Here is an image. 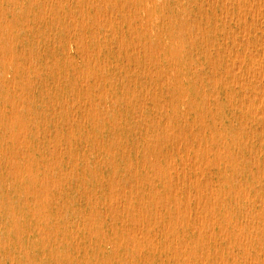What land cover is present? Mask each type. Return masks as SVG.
I'll use <instances>...</instances> for the list:
<instances>
[{
  "label": "rangeland",
  "instance_id": "1",
  "mask_svg": "<svg viewBox=\"0 0 264 264\" xmlns=\"http://www.w3.org/2000/svg\"><path fill=\"white\" fill-rule=\"evenodd\" d=\"M0 48V264H264V0H0Z\"/></svg>",
  "mask_w": 264,
  "mask_h": 264
},
{
  "label": "bare ground",
  "instance_id": "2",
  "mask_svg": "<svg viewBox=\"0 0 264 264\" xmlns=\"http://www.w3.org/2000/svg\"><path fill=\"white\" fill-rule=\"evenodd\" d=\"M161 2V1H160ZM238 2V1H237ZM123 4V3H122ZM148 4V3H147ZM245 4V3H244ZM124 5V4H123ZM128 5V4H127ZM238 5V4H237ZM207 6H209V5H207ZM47 8V7H46ZM105 8V7H104ZM216 8V7H215ZM250 8V7H249ZM253 8V7H252ZM44 10V9H43ZM207 10V9H206ZM221 11H223V10H221ZM230 11V10H229ZM224 12V11H223ZM228 12V11H227ZM97 13V12H96ZM104 14H105V12H103ZM102 13V14H103ZM129 13H130V11H129ZM246 13V12H245ZM174 14V13H173ZM223 14V13H222ZM228 14V13H227ZM230 14V13H229ZM183 15V14H182ZM2 16V15H1ZM230 16V15H229ZM3 17V16H2ZM98 17V16H97ZM222 18V17H221ZM239 18V17H238ZM2 19V18H1ZM3 19H5V18H3ZM231 19V18H230ZM11 20V19H10ZM160 20V19H159ZM247 20V19H246ZM99 21V20H98ZM222 21V20H221ZM123 24V23H122ZM9 25V24H8ZM141 25V24H140ZM225 25V24H224ZM229 25V24H228ZM129 26V25H128ZM139 27V26H138ZM141 28H144V27H141ZM212 28V27H211ZM5 30V29H4ZM135 30H136V28H135ZM247 30V29H246ZM7 32V31H6ZM153 33V32H152ZM170 33V32H169ZM10 34V33H9ZM124 35V34H123ZM105 39V38H104ZM248 39V38H247ZM132 40V39H131ZM245 40V39H244ZM20 41V40H19ZM150 42V41H149ZM237 42V41H236ZM246 42V41H245ZM248 42V41H247ZM137 43V42H136ZM182 43V42H181ZM233 43V42H232ZM238 43V42H237ZM234 44V43H233ZM241 44V43H240ZM226 45V44H225ZM87 47V46H86ZM195 47V46H194ZM106 48V47H105ZM124 48V47H123ZM1 49V48H0ZM226 49V48H225ZM72 51V50H71ZM193 51H195V50H193ZM215 51V50H214ZM92 53V52H91ZM200 53V52H199ZM87 54V53H86ZM209 54V53H208ZM230 54V53H229ZM249 54V53H248ZM119 55V54H118ZM122 56V55H121ZM205 57V56H204ZM11 58V57H10ZM237 58V57H236ZM239 58V57H238ZM10 60V59H9ZM233 60V59H232ZM7 61V60H6ZM171 61V60H170ZM254 61H256V60H254ZM193 62V61H192ZM231 62H233V61H231ZM107 63V62H106ZM160 63V62H159ZM248 63V62H247ZM252 63V62H251ZM171 64V63H170ZM219 64V63H218ZM77 65H78V63H77ZM231 66H232V64H230ZM234 65V64H233ZM237 65V64H236ZM241 65V64H240ZM169 66V65H168ZM26 67V66H25ZM244 67H247V66H244ZM174 68V67H173ZM173 68H172V71H173ZM176 68V67H175ZM235 68V67H234ZM233 68V69H234ZM248 68V67H247ZM120 69V68H119ZM144 68H142V70H143ZM232 69V70H233ZM106 70V69H105ZM145 71V70H144ZM230 71V70H229ZM235 71V70H234ZM241 71V70H240ZM175 72V71H174ZM237 72V71H236ZM252 72V71H251ZM28 74V73H27ZM175 74V73H174ZM249 74V73H248ZM103 75V74H102ZM176 76V75H175ZM14 77V76H13ZM200 77V76H199ZM243 77V76H242ZM27 78V77H26ZM176 78V77H175ZM254 78V77H253ZM5 79V78H4ZM91 79V78H90ZM104 79V78H103ZM177 79V78H176ZM88 80V79H87ZM117 80V79H116ZM121 80V79H120ZM218 80V79H217ZM221 80V79H220ZM7 81V80H6ZM9 81V80H8ZM40 81V80H39ZM248 81V80H247ZM13 82V81H12ZM57 82H58V80H57ZM116 82V81H115ZM176 82H178V81H176ZM224 82V81H223ZM227 82V81H226ZM245 82V81H244ZM243 82V83H244ZM237 83V82H236ZM121 84V83H120ZM174 84V83H173ZM232 84V83H231ZM241 84V83H240ZM10 85V84H9ZM202 86H203V84H202ZM223 86H224V84H223ZM229 86V85H228ZM228 88V87H227ZM230 88V87H229ZM250 88V87H249ZM13 89V88H12ZM204 89V88H203ZM216 89V88H215ZM249 90V89H248ZM261 90V89H260ZM24 92V91H23ZM79 92V91H78ZM205 92V91H204ZM226 92V91H225ZM131 93H133V92H131ZM218 93V92H217ZM230 93V92H229ZM211 94V93H210ZM217 95V94H216ZM148 96V95H147ZM234 96V95H233ZM98 97V96H97ZM106 97V96H105ZM152 97V96H151ZM220 97V96H219ZM229 97V96H228ZM243 97H244V95H243ZM253 97V96H252ZM148 98V97H147ZM183 98V97H182ZM236 98V97H235ZM260 98V97H259ZM233 99V98H232ZM261 99V98H260ZM262 100V99H261ZM203 101V100H202ZM207 101V100H206ZM209 101V100H208ZM217 101V100H216ZM193 102V101H192ZM154 103H156V102H154ZM235 103V102H234ZM244 103V102H243ZM90 105V104H89ZM238 105V104H237ZM262 106H263V104H262ZM163 107V106H162ZM48 108V107H47ZM264 108V107H263ZM168 109V108H167ZM118 110V109H117ZM142 110V109H141ZM71 111H72V109H71ZM219 111V110H218ZM259 112V111H258ZM218 113V112H217ZM12 114V113H11ZM137 114V113H136ZM251 114V113H250ZM257 114V113H256ZM202 115V114H201ZM212 115V114H211ZM240 115V114H239ZM83 116V115H82ZM103 116V115H102ZM264 116V115H263ZM162 117V116H161ZM204 119V118H203ZM240 119V118H239ZM240 122V121H239ZM161 127V126H160ZM146 128V127H145ZM164 128V127H163ZM264 128V127H263ZM262 128V129H263ZM94 129V128H93ZM161 129V128H160ZM190 129V128H189ZM241 129V128H240ZM245 130V129H244ZM255 130H256V128H255ZM18 131V130H17ZM16 131V132H17ZM20 131V130H19ZM87 131V130H86ZM190 131V130H189ZM192 131V130H191ZM13 132V131H12ZM171 132V131H170ZM38 133V132H37ZM49 134V133H48ZM118 135H120V134H118ZM242 136V135H241ZM248 137V136H247ZM121 138V137H120ZM59 139V138H58ZM80 139V138H79ZM22 140V139H21ZM153 141V140H152ZM248 141V140H247ZM227 142V141H226ZM262 142V141H261ZM25 143V142H24ZM28 143H30V142H28ZM69 143V142H68ZM20 146V145H19ZM137 147V146H136ZM177 147H180V146H177ZM86 148V147H85ZM201 148V147H200ZM206 148V147H205ZM222 148H223V146H222ZM237 148V147H236ZM206 150V149H205ZM40 152V151H39ZM251 152V151H250ZM264 152V151H263ZM217 153H219V152H217ZM225 153V152H224ZM53 154V153H52ZM187 154V153H186ZM234 154H236V153H234ZM182 155V154H181ZM181 155H179V156H181ZM264 155V154H263ZM22 156V155H21ZM24 156V155H23ZM41 156V155H40ZM207 156V155H206ZM168 157H170V156H168ZM182 157V156H181ZM186 157H187V155H186ZM29 158V157H28ZM159 158V157H158ZM162 158V157H161ZM189 158V157H188ZM231 158V157H230ZM208 159H209V157H208ZM12 160V159H11ZM114 160V159H113ZM182 160V159H181ZM186 160H187V158H186ZM30 161V160H29ZM78 161V160H77ZM116 161V160H115ZM183 161V160H182ZM193 161V160H192ZM214 161V160H213ZM218 161V160H217ZM229 161V160H228ZM53 162V161H52ZM68 162V161H67ZM71 162V161H70ZM113 162V161H112ZM184 162V161H183ZM187 162V161H186ZM72 163V162H71ZM70 163V164H71ZM189 163V162H188ZM217 163V162H216ZM253 163V162H252ZM58 164V163H57ZM152 164V163H151ZM183 164V163H182ZM185 164V163H184ZM193 164V163H192ZM194 165V164H193ZM197 165V164H196ZM182 166V165H181ZM220 166V165H219ZM113 167V166H112ZM185 167V166H184ZM196 167V166H195ZM199 167V166H198ZM144 168V167H143ZM182 168V167H181ZM88 169V168H87ZM190 169V168H189ZM176 170V169H175ZM195 170V169H194ZM257 171H258V169H257ZM114 172V171H113ZM158 172V171H157ZM176 172H178V171H176ZM209 172H211V171H209ZM240 172V171H239ZM175 173V172H174ZM165 174V173H164ZM170 175H171V173H169ZM211 174V173H210ZM230 174V173H229ZM169 175V176H170ZM212 175V174H211ZM176 176V178H178L177 176L178 175H175ZM254 176V175H253ZM252 176V177H253ZM50 177H52V176H50ZM184 177V176H183ZM55 178V177H54ZM117 179V178H116ZM54 180V179H53ZM137 180V179H136ZM189 180V179H188ZM179 181V180H178ZM212 181V180H211ZM200 182V181H199ZM137 183V182H136ZM224 183V182H223ZM138 184H140V183H138ZM131 185V184H130ZM263 185H264V183H263ZM111 186V185H110ZM186 186V185H185ZM184 186V187H185ZM241 186V185H240ZM252 186V185H251ZM249 187V186H248ZM117 188V187H116ZM176 188V187H175ZM174 188V189H175ZM216 188V187H215ZM122 189V188H121ZM184 189H187V188H184ZM206 189V188H205ZM214 189V188H213ZM233 189V188H232ZM264 189V188H263ZM112 190V189H111ZM117 190V189H116ZM126 190V189H125ZM237 190V189H236ZM239 190V189H238ZM123 191V190H122ZM130 191V190H129ZM177 191H178V189H177ZM197 191V190H196ZM192 192V191H191ZM211 192V191H210ZM264 192V191H263ZM213 193V192H212ZM256 193V192H255ZM173 194H175V193H173ZM189 194V193H188ZM191 194V193H190ZM201 194V193H200ZM194 195V194H193ZM218 195V194H217ZM105 196V195H104ZM103 196V197H104ZM192 196V195H191ZM244 196H246L245 194H244ZM186 197H188V196H186ZM216 197V196H215ZM247 197V196H246ZM254 197V196H253ZM262 197V196H261ZM97 198V197H96ZM8 199V198H7ZM158 199V198H157ZM156 199V200H157ZM235 199V198H234ZM264 199V198H263ZM129 200H131V199H129ZM162 200V199H161ZM180 200V199H179ZM187 200V199H186ZM254 200V199H253ZM149 201V200H148ZM182 201V200H181ZM188 201V200H187ZM205 201V200H204ZM236 201V200H235ZM147 202V201H146ZM169 202V201H168ZM255 202V201H254ZM258 202H259V200H258ZM155 203V202H154ZM165 203V202H164ZM171 203V202H170ZM147 204V203H146ZM172 204V203H171ZM196 204H197V202H196ZM225 204V203H224ZM257 204V203H256ZM261 204V203H260ZM204 205V204H203ZM177 206V205H176ZM197 205H195V207H196ZM255 206V205H254ZM155 208H156V206H154ZM249 208V207H248ZM46 209V208H45ZM185 209V208H184ZM201 209V208H200ZM137 210H139V209H137ZM196 210H197V208H196ZM190 211V210H189ZM155 212H156V209H155ZM210 212V211H209ZM248 212V211H247ZM190 213V212H189ZM249 213V212H248ZM185 214V213H184ZM198 214V213H197ZM177 215V214H176ZM254 215V214H253ZM34 216V215H33ZM169 216V215H168ZM91 217H92V215H91ZM150 217V216H149ZM177 217V216H176ZM198 217H199V215H198ZM213 217V216H212ZM12 218V217H11ZM144 218H145V216H144ZM178 218V217H177ZM169 219V218H168ZM192 219V218H191ZM230 219V218H229ZM204 220V219H203ZM254 220V219H253ZM126 221V220H125ZM199 221V220H198ZM200 222V221H199ZM212 222V221H211ZM214 222V221H213ZM262 222H264V221H262ZM177 223V222H176ZM209 223V222H208ZM15 224V223H14ZM219 224V223H218ZM227 225V224H226ZM251 225H253V224H251ZM163 226V225H162ZM129 227V226H128ZM147 227H150V226H147ZM225 227V226H224ZM244 227V226H243ZM41 228V227H40ZM121 228V227H120ZM142 228V227H141ZM164 228V227H163ZM260 228V227H259ZM168 229V228H167ZM175 229H176V227H175ZM200 229H202V228H200ZM237 229V228H236ZM149 230V229H148ZM151 230V229H150ZM103 231V230H102ZM183 231V230H182ZM193 231V230H192ZM198 231V230H197ZM18 233V232H17ZM144 233V232H143ZM155 233V232H154ZM170 233V232H169ZM177 233V232H176ZM204 233V232H203ZM9 234V233H8ZM139 234V233H138ZM141 234V233H140ZM132 235V234H131ZM137 236V235H136ZM149 236V235H148ZM142 237V236H141ZM167 237V236H166ZM165 237V238H166ZM214 237V236H213ZM235 237V236H234ZM131 238H132V236H131ZM164 239V238H163ZM167 239V238H166ZM166 239H164V240H166ZM213 239V238H212ZM48 240V239H47ZM175 240H176V238H175ZM210 240V239H209ZM247 240V239H246ZM242 241V240H241ZM216 242V241H215ZM188 243V242H187ZM108 245V244H107ZM228 245V244H227ZM109 246H110V244H109ZM201 246V245H200ZM244 247H245V245H244ZM74 248V247H73ZM131 248V247H130ZM156 248V247H155ZM164 249V248H163ZM208 249V248H207ZM233 249V248H232ZM167 250H168V248H167ZM170 250V249H169ZM180 250V249H179ZM194 251V250H193ZM176 252V251H175ZM193 253V252H192ZM86 254V253H85ZM207 255V254H206ZM113 256V255H112ZM220 257V256H219ZM234 257V256H233ZM144 258V257H143ZM185 258V257H184ZM189 260V259H188ZM140 261V260H139ZM201 261V260H200ZM223 261V260H222ZM204 262V261H203ZM134 263V262H133ZM186 263V262H185ZM255 263H256V261H255ZM257 264V263H256Z\"/></svg>",
  "mask_w": 264,
  "mask_h": 264
}]
</instances>
